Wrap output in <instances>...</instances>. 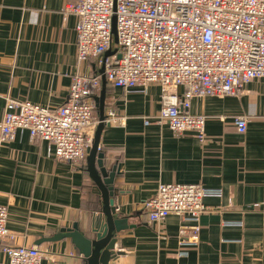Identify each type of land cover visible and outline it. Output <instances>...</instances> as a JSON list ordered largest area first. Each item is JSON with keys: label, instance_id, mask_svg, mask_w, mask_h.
Here are the masks:
<instances>
[{"label": "crops", "instance_id": "crops-1", "mask_svg": "<svg viewBox=\"0 0 264 264\" xmlns=\"http://www.w3.org/2000/svg\"><path fill=\"white\" fill-rule=\"evenodd\" d=\"M78 1L0 0V122L8 98L55 110L66 102L75 75L100 74L99 59L78 57L77 17L66 10ZM106 89V113L116 111L123 122L105 125L100 148L110 165H120L116 203L136 225L121 233L116 249L124 254L112 264H264V78L252 80L241 96L192 100L190 112L207 116L205 141L194 132L177 137L155 119L146 125L161 108L159 84L128 92L107 82ZM237 116L248 117L244 133ZM97 127L89 131L94 139ZM87 166V157L57 160L48 142L25 129L0 144V204L8 206V228L15 244L44 252L42 264H84L71 239L47 240L74 223L86 229L99 212ZM160 183L222 190L205 199L199 235L184 246L180 215L149 220L146 202ZM1 247L0 264H8Z\"/></svg>", "mask_w": 264, "mask_h": 264}, {"label": "built area", "instance_id": "built-area-1", "mask_svg": "<svg viewBox=\"0 0 264 264\" xmlns=\"http://www.w3.org/2000/svg\"><path fill=\"white\" fill-rule=\"evenodd\" d=\"M66 10L77 17L79 60L99 59L107 82L128 92L159 84L161 108L145 123L155 119L167 124L177 137L194 132L205 141L207 116L190 112L195 97L241 96L252 80L264 78V0H79ZM114 16L119 47L104 60L114 47ZM101 87V73L77 74L66 102L55 110L8 98L0 144L25 129L32 139L48 142L57 160H85L94 142L89 131L100 123L94 97ZM234 118L238 131L246 132L248 117ZM104 122L122 123L123 117L111 110ZM221 195V189L201 183H160L146 202L148 217L161 222L170 214L180 215L184 246L199 235L205 199ZM8 214V206L0 204V245L8 264H42L45 254L40 248L15 244Z\"/></svg>", "mask_w": 264, "mask_h": 264}, {"label": "water", "instance_id": "water-1", "mask_svg": "<svg viewBox=\"0 0 264 264\" xmlns=\"http://www.w3.org/2000/svg\"><path fill=\"white\" fill-rule=\"evenodd\" d=\"M114 47L104 54V60L117 53L118 44L116 17L113 18ZM120 58L121 55L119 54ZM102 74V91L94 97L99 113L100 123L97 127L96 136L92 146L87 149V170L94 183V192L100 198L101 208L88 222L86 229H82L79 223L72 227L62 228L47 241L56 242L69 238L74 243L84 264H112L116 262L123 251L116 249L119 244L120 235L129 229L136 227L129 223V216L125 215L116 203L117 192L116 179L120 173V165H110L106 153L100 148V136L106 123V86L107 80L104 75V66L100 71ZM45 241V240H43ZM65 264V263H59Z\"/></svg>", "mask_w": 264, "mask_h": 264}, {"label": "rangeland", "instance_id": "rangeland-1", "mask_svg": "<svg viewBox=\"0 0 264 264\" xmlns=\"http://www.w3.org/2000/svg\"><path fill=\"white\" fill-rule=\"evenodd\" d=\"M115 47H119V45L117 44V45H115ZM96 114V113H95ZM96 116V115H95Z\"/></svg>", "mask_w": 264, "mask_h": 264}, {"label": "trees", "instance_id": "trees-1", "mask_svg": "<svg viewBox=\"0 0 264 264\" xmlns=\"http://www.w3.org/2000/svg\"><path fill=\"white\" fill-rule=\"evenodd\" d=\"M97 110H98V109H97V108H95V110H94V111L96 112Z\"/></svg>", "mask_w": 264, "mask_h": 264}]
</instances>
